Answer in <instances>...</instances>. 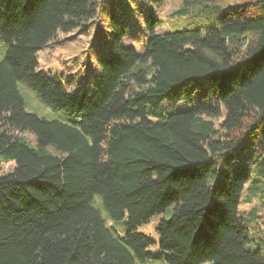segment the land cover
Returning <instances> with one entry per match:
<instances>
[{
	"label": "trees",
	"instance_id": "trees-1",
	"mask_svg": "<svg viewBox=\"0 0 264 264\" xmlns=\"http://www.w3.org/2000/svg\"><path fill=\"white\" fill-rule=\"evenodd\" d=\"M166 1L0 0V166L15 163L0 176V264H264L239 213L264 202V0H182L189 21L158 34ZM137 9L143 53L123 45ZM100 15L112 34L101 75L68 92L38 54ZM20 82L69 122L26 112ZM194 95L192 109L163 107ZM97 195L127 218L125 236ZM171 207L151 252L136 229Z\"/></svg>",
	"mask_w": 264,
	"mask_h": 264
},
{
	"label": "rangeland",
	"instance_id": "rangeland-1",
	"mask_svg": "<svg viewBox=\"0 0 264 264\" xmlns=\"http://www.w3.org/2000/svg\"><path fill=\"white\" fill-rule=\"evenodd\" d=\"M182 0H167L164 6L155 10L158 18V24L155 32L166 33L180 30L189 21L187 16L176 14L181 7ZM145 11L137 9L132 16L133 21L124 38L123 45L133 47L138 53H143L149 39V32L145 27ZM111 30L109 21L103 15H100L95 22L90 25L87 33H80L79 30L62 33L59 32L56 37L42 49L39 54V70L59 79L65 86L66 91L75 92L80 86L97 79L101 75L98 65L100 56H107L111 42ZM8 45L0 40V61L7 54ZM19 92L24 100L26 112L38 115L47 120H60L69 122L71 114L56 110L45 104L40 96L32 90L26 82L18 83ZM197 95L192 98L172 105L164 102L163 107L169 112L185 111L192 109L197 103ZM80 115H76L80 119ZM15 163L3 164L0 166V176L13 171ZM263 194V193H262ZM259 198H254L250 203H242L239 208L240 215L244 218L245 224L249 228L250 236L255 242L251 243L250 249L253 251L264 249V202ZM105 224L117 237H123L127 231V218L115 221L111 218L102 201V197L97 195L93 201ZM173 207L169 208L164 214L153 216L146 224L138 226V233L147 235L154 240V245L150 248L151 252H158L159 235L157 227L162 219H169L172 215ZM136 264H166L163 261L148 260L141 262L137 260ZM205 264H213L207 262Z\"/></svg>",
	"mask_w": 264,
	"mask_h": 264
}]
</instances>
